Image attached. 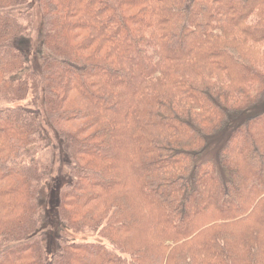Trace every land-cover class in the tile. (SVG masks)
<instances>
[{"label": "trees", "instance_id": "1", "mask_svg": "<svg viewBox=\"0 0 264 264\" xmlns=\"http://www.w3.org/2000/svg\"><path fill=\"white\" fill-rule=\"evenodd\" d=\"M0 264H264V0H0Z\"/></svg>", "mask_w": 264, "mask_h": 264}, {"label": "rangeland", "instance_id": "2", "mask_svg": "<svg viewBox=\"0 0 264 264\" xmlns=\"http://www.w3.org/2000/svg\"><path fill=\"white\" fill-rule=\"evenodd\" d=\"M43 34H44V31H41L39 26H35L31 34H29L28 37L24 38L23 40L19 42V46H21L22 50L25 51V55L27 57V60L29 61V64L27 63V66L28 68H30V70L34 72H36L38 68L40 67L39 64L42 62L43 52L46 53L42 46ZM38 104H39L38 107L41 109L42 102H39ZM41 121L43 122L44 127L47 129L46 127L47 125L43 117H41ZM50 136H51V140H53L56 143L57 141H56L55 136L52 134V131L50 133ZM61 155L62 154H60L59 149H57L54 152V161L52 164V169H51L49 178L46 180V183L44 184L45 186L43 188V194L41 197V201L39 203L41 207V213H43L42 218H41V225L45 226L46 234L51 232L50 233L51 237L56 236V234L57 236L63 234L64 236L69 238V240H72V241H86V242H92V243L101 242L102 240H100V238L96 234H91V233L71 234L70 233L71 234L70 235L68 232H66L67 229L58 227L56 224V219H54V216H53L54 214L53 210L55 208L56 187H57L58 181L62 182L65 180V177H66V159L62 158ZM212 155L213 153L211 152L209 156H212ZM44 241L45 243L48 242L47 251L49 253L51 251H54V249L57 247V241H58L57 238H54V240H52L51 238L49 239V236H48L47 239L44 238ZM49 253H47V255H49Z\"/></svg>", "mask_w": 264, "mask_h": 264}]
</instances>
